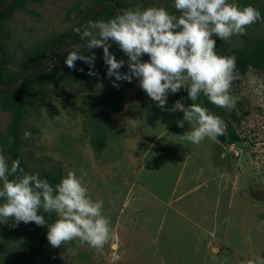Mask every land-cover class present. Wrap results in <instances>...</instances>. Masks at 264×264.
I'll return each instance as SVG.
<instances>
[{"label": "rangeland", "instance_id": "obj_1", "mask_svg": "<svg viewBox=\"0 0 264 264\" xmlns=\"http://www.w3.org/2000/svg\"><path fill=\"white\" fill-rule=\"evenodd\" d=\"M126 9L163 7L174 0H120ZM251 5L264 15V0H229ZM92 0H28L27 11L5 16L0 44L8 74L22 72V61L41 43L76 25ZM90 21L87 23V25ZM95 31V30H93ZM264 36V18L222 49ZM81 38L47 64L56 73L68 67L66 55L84 44ZM125 60L128 57L112 45ZM85 55H91L85 51ZM142 61H148L144 55ZM96 60V58H95ZM77 60V65H85ZM125 105L112 112L96 101L113 85L103 82H44L27 107L21 124L20 152L32 171L62 177L73 171L93 201L103 200L102 214L110 220L112 239L102 250L73 240L56 248L61 264H247L264 257V71L235 74L230 94L241 118V141L228 144L205 138L195 145L183 139L191 130L183 112L169 111L176 101L193 102L186 88L169 91L164 109L142 90L139 79L119 81ZM52 103L57 114H51ZM10 115L0 107V154L8 160L5 143ZM105 132L106 145L97 151L91 139ZM30 132L28 139L25 132ZM2 187V185H0ZM2 202V201H0ZM28 235L22 228L0 224V264H31Z\"/></svg>", "mask_w": 264, "mask_h": 264}, {"label": "clouds", "instance_id": "obj_2", "mask_svg": "<svg viewBox=\"0 0 264 264\" xmlns=\"http://www.w3.org/2000/svg\"><path fill=\"white\" fill-rule=\"evenodd\" d=\"M173 6L177 14L163 7L129 8L107 21L89 24L82 32L75 29L85 43L69 52L64 63L75 69L76 61H83L90 66L89 75H95L96 56L91 50L102 48L107 76L115 78L114 87H119L117 81L130 83L135 77L161 109L169 91L186 88L191 101L202 94L216 107L231 111L236 107L230 94L236 57L219 55L216 38L227 42L234 35H244L248 26L262 19L261 13L251 5L241 8L229 0H174ZM112 43L128 57L127 72L120 71L125 61L109 51ZM144 55L148 61H142ZM169 111L183 112L178 127L183 128L185 121L191 125L183 139L195 145L205 138L216 139L227 128L219 116L197 103L185 107L178 100ZM30 136V132L24 133L25 139ZM0 185V224L47 225V240L53 248L79 240L82 246L102 250L112 239L110 220L102 214L103 200L90 199L87 187L73 171L53 187L38 173L25 172L19 159L9 166L0 154ZM41 209L56 213L57 219L47 224ZM247 264H264V257L257 256Z\"/></svg>", "mask_w": 264, "mask_h": 264}, {"label": "trees", "instance_id": "obj_3", "mask_svg": "<svg viewBox=\"0 0 264 264\" xmlns=\"http://www.w3.org/2000/svg\"><path fill=\"white\" fill-rule=\"evenodd\" d=\"M6 1L7 0H0V8ZM27 1L28 0H13L12 3L6 6L0 15V25L2 18L10 13L29 10L26 6ZM139 1L148 3L150 0ZM101 5L102 7L97 10L91 18L89 24L102 20L107 21L108 19L119 15L124 10H127L120 0H92V5L89 8L85 10L78 9L82 18L76 25H73L50 37L48 40L38 45L30 53V55L23 59V69L19 75L11 76L8 74L4 53L0 61V107L8 111L10 115L7 126L8 137L5 143L9 166H11V162L13 160L19 159L20 167L23 168L25 172L29 174L38 173L41 179L48 180L50 185L53 187H55V185L61 180V174L50 173L46 170L32 171V169L23 160L20 152V146L23 141L21 124L25 117L27 107L31 105L39 91V83L68 82L69 80H72L77 82H103L113 85L112 81L115 78H109L107 76V65L104 63L102 48L91 50L92 52H95L96 56L94 63L95 75H89L90 66L88 64L77 65L75 69L67 68L56 73L45 70L47 64L50 63L52 59L57 56H61L66 48L80 39V35L75 31V29L79 28L82 32L89 25L85 24L86 19H88L95 9ZM174 13H176L175 8L171 14ZM113 44L114 43L111 44L109 51L116 57L117 60H124L119 56L116 49H114L112 46ZM0 48L2 49L1 44ZM216 51L219 55H234L236 57L235 74H245L250 69L264 71V36L251 38L244 42V44L232 48L222 49L217 46ZM50 55H53V57H50ZM44 59H47L46 63L39 68H34L16 88L6 89L4 87V85H11L17 82L30 68L35 67V65L39 64ZM123 68H121L120 71H122ZM79 69H83V71H80ZM117 84L119 85V81H117ZM200 98L201 100L199 104L207 108L209 112L219 116L227 125L225 133L218 136L216 139L220 143L224 144L241 141L242 139L237 129L242 116L239 108L236 106L234 109L229 111L226 108H218L211 104L202 94ZM96 101L104 108L112 112L121 111L125 105V98L122 94L120 85L119 87L112 86L111 88H108L98 94ZM47 108L51 114L58 113V109H56L52 103H48ZM91 142L97 151H101L105 147L106 141L103 128L99 129L98 137L91 139ZM12 178L13 177H10V179ZM40 214L44 216L47 224H51L57 219V215L54 212L48 213L41 209ZM7 224L14 228H22L26 231L28 235V245L30 249L29 257L31 264H61L56 254V248H53L47 240V225L41 227L36 225L34 222L27 224L20 222L18 225H14L12 221H9Z\"/></svg>", "mask_w": 264, "mask_h": 264}, {"label": "water", "instance_id": "obj_4", "mask_svg": "<svg viewBox=\"0 0 264 264\" xmlns=\"http://www.w3.org/2000/svg\"><path fill=\"white\" fill-rule=\"evenodd\" d=\"M12 1H13V0H7V1L5 2V4L1 6V8H0V15H1V12L3 11V9H4L6 6H8L10 3H12ZM101 7H102V5L99 6V7H97V8L95 9V11L90 15V17H89L88 19H86L85 24L88 23V22L91 20V18L94 16V14L97 12V10H99ZM174 14H177V13H174ZM261 17L264 18V15H261ZM2 57H3V51H2V49L0 48V61H1ZM50 57H53V55H50ZM46 61H47V59L42 60L39 64L35 65V67L30 68L25 74H23V76H22L17 82H15V83H13V84H11V85H4V87H5L6 89H13V88H16L18 85L21 84L22 80H23L24 78H26V77L32 72V70H33L34 68H39L40 66H42L43 64H45Z\"/></svg>", "mask_w": 264, "mask_h": 264}, {"label": "flooded vegetation", "instance_id": "obj_5", "mask_svg": "<svg viewBox=\"0 0 264 264\" xmlns=\"http://www.w3.org/2000/svg\"><path fill=\"white\" fill-rule=\"evenodd\" d=\"M87 24V23H86Z\"/></svg>", "mask_w": 264, "mask_h": 264}]
</instances>
